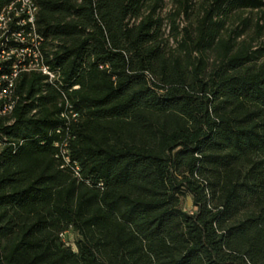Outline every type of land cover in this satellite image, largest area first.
I'll use <instances>...</instances> for the list:
<instances>
[{
    "label": "trees",
    "instance_id": "1",
    "mask_svg": "<svg viewBox=\"0 0 264 264\" xmlns=\"http://www.w3.org/2000/svg\"><path fill=\"white\" fill-rule=\"evenodd\" d=\"M32 1L0 264H264V1Z\"/></svg>",
    "mask_w": 264,
    "mask_h": 264
},
{
    "label": "built area",
    "instance_id": "2",
    "mask_svg": "<svg viewBox=\"0 0 264 264\" xmlns=\"http://www.w3.org/2000/svg\"><path fill=\"white\" fill-rule=\"evenodd\" d=\"M36 13L32 0H16L0 12V118L13 111L19 75L35 73L50 85L59 79L45 61L43 38L36 31ZM62 117L66 118L65 114Z\"/></svg>",
    "mask_w": 264,
    "mask_h": 264
},
{
    "label": "rangeland",
    "instance_id": "3",
    "mask_svg": "<svg viewBox=\"0 0 264 264\" xmlns=\"http://www.w3.org/2000/svg\"><path fill=\"white\" fill-rule=\"evenodd\" d=\"M172 1L173 0H164V6H163V9L161 11V15H168L169 11H170V8L172 6ZM194 2H198L199 0H193ZM264 1V0H262ZM262 10H264V8H262ZM245 16H251L252 19H257L259 17V15H248V14H245ZM185 21L183 22L182 25H184ZM262 23H264V20H262ZM190 200L187 199L186 201V204H185V209L189 212L190 211ZM64 241L68 244V245H71L72 246V243H73V235L72 234H67L65 235V238H64Z\"/></svg>",
    "mask_w": 264,
    "mask_h": 264
}]
</instances>
